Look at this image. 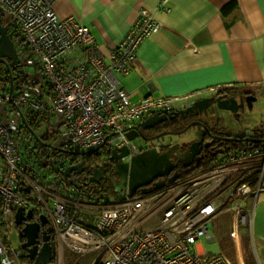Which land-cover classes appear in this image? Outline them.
<instances>
[{
	"label": "built area",
	"instance_id": "2783aa9c",
	"mask_svg": "<svg viewBox=\"0 0 264 264\" xmlns=\"http://www.w3.org/2000/svg\"><path fill=\"white\" fill-rule=\"evenodd\" d=\"M57 1L0 0L2 25H15L22 42L28 43L19 57L26 80L11 95L10 84L0 88V264H25L21 248L10 237L18 210L45 215L53 224L59 253L91 255L90 264H262L253 247L249 256L242 254L241 241L244 231L251 237L263 190L264 140L225 149L191 175L134 198L112 200L101 209L62 199L64 182L52 179L44 186L37 180L40 171L23 164L20 130L28 110L47 116L42 135L50 131L48 121L56 119L51 123L55 148L126 149L122 161H130L140 150L129 130L154 113L178 112L199 97L227 88L147 96L132 103L117 74L131 72L140 44L161 27L155 13L166 10L169 0H159L154 14L142 10L110 55L102 54L88 25L57 16ZM70 181L75 190L83 185L78 177ZM67 205L73 209L68 211ZM224 211L234 216L233 259L226 252L211 255L198 250L201 239L214 240L208 223Z\"/></svg>",
	"mask_w": 264,
	"mask_h": 264
},
{
	"label": "crops",
	"instance_id": "0c3cea01",
	"mask_svg": "<svg viewBox=\"0 0 264 264\" xmlns=\"http://www.w3.org/2000/svg\"><path fill=\"white\" fill-rule=\"evenodd\" d=\"M158 1L58 0L54 10L60 19L88 25L102 54L110 55L140 12L154 14ZM166 7L155 13L161 27L140 44L131 72L117 74L132 103L217 85L264 92V0H169ZM251 237L264 264V183Z\"/></svg>",
	"mask_w": 264,
	"mask_h": 264
},
{
	"label": "flooded vegetation",
	"instance_id": "af4514ba",
	"mask_svg": "<svg viewBox=\"0 0 264 264\" xmlns=\"http://www.w3.org/2000/svg\"><path fill=\"white\" fill-rule=\"evenodd\" d=\"M4 27L8 28V33L15 31L11 40L17 54V63L14 67H11L9 66L11 60L9 59H4L5 64L0 62V79L4 81V76L6 74L9 76V73H11L12 84L17 82L18 87L19 84L26 80L27 72L19 57L22 55V51H26L28 46L25 47L19 29L15 25ZM8 67L11 69L10 72ZM1 74L4 76L2 77ZM6 84H10V78ZM261 93L260 90L255 88L229 87L216 95L203 97L202 99H208L206 107L191 108V105H189L178 112L165 116V120L161 124L146 130L139 129L136 132L139 135L138 138L142 141V145L138 146L139 154L149 151L148 155L161 156L172 148V155L170 156L172 170L167 176H157L150 184L136 189L135 194H140L142 191H150L157 184L170 181L175 175L179 178L188 170L207 163L216 156L213 154L215 151L225 150L240 144L257 142L260 137L258 129L248 125V121L252 122L258 117L256 102H258ZM230 99L236 101L235 104H231L233 111L218 108V101ZM39 130L41 132V129ZM40 132L35 133L39 136ZM186 134L190 136L187 141L182 138V135ZM197 135H199V138H197ZM240 136L244 138L239 139L238 137ZM43 137L40 135V141L35 138L30 140L28 150L25 149L23 152V164L28 162L34 170H38L40 173L44 171L46 175L57 181L64 182L70 181L74 177H85L84 190L87 192V196L93 198V201L100 205L114 200L118 195H123L129 190L131 167L121 170L124 167V163L129 161L115 162L111 159V154H107L109 151L106 148H101L83 156L77 155L74 153L78 152L70 149L55 148L51 143L52 138ZM248 138L251 140H248ZM199 139H201V143L196 146L194 157L188 158L187 154L190 152V146L198 142ZM62 151H67L71 154ZM60 163H64V168L81 165L83 170L81 173L72 172L69 178L64 179L62 176L64 168L60 167ZM37 222H39V216L35 214H33L31 220L22 221L19 226L15 224L14 220L13 229L17 246L22 250V260L25 264H34L41 248L45 243H48L51 247L50 254L48 256L44 255L43 259L45 262L42 264H53L56 236L51 221L49 220L44 225L40 224L36 233L31 228L28 236L24 235L23 229L26 225ZM46 237L47 240L45 241ZM33 241H35L34 244L25 245L27 242ZM34 246H37V251L33 256L31 249Z\"/></svg>",
	"mask_w": 264,
	"mask_h": 264
},
{
	"label": "water",
	"instance_id": "95a60500",
	"mask_svg": "<svg viewBox=\"0 0 264 264\" xmlns=\"http://www.w3.org/2000/svg\"><path fill=\"white\" fill-rule=\"evenodd\" d=\"M15 31H12L11 33H8V28L4 27L2 25V13L0 12V62L5 64L4 59H9L11 60V62L9 63V66L14 67L17 63L16 58H17V54L16 51L14 49V45H13V41L11 40L12 35L14 34ZM28 46V43H25V47ZM9 72L11 71L10 67H8ZM9 78H10V89H9V94L11 95L13 90H18L19 88H13V84H12V77H11V73H9ZM208 99L204 98L201 100H198L196 102H194L191 105V108H195V107H206ZM235 104L236 101L234 99H230V100H226V101H218V108L219 109H223V110H230L233 111V107H231V104ZM171 114H166V113H154L150 116H148L147 118L144 119V121H142V123L139 125V127H134V129L129 130L128 131V135L130 140H135L136 138H138L139 135L136 134V132H138L139 129H150L155 125L161 124L164 120H165V116H169ZM23 126L27 127L28 130L32 133V135L34 136L35 139L40 141V137L32 130L29 128L27 122L25 119H23ZM250 138H252L251 136H249ZM197 138H199V135H197ZM239 139H242L244 137H238ZM248 138V140L250 139ZM251 140V139H250ZM201 143V139H199L198 142L193 143L190 146V152L187 154L188 158H192L194 157L196 151L195 148L196 146H198ZM172 148H170L165 154L161 155V156H151L148 155L149 151L147 152H143L141 154H138L136 156H134L128 163H124V167L121 168L122 169H127L129 167H131L130 169V177H129V190L127 191L128 196L129 197H133L135 195V190L146 186L148 184H150L152 182V180H154L155 177L160 176H167L171 170H172V164L170 162V156L172 155ZM64 153H69L67 151H62ZM92 151H83V152H78V153H74L77 155H85L88 154ZM121 154H118L120 153ZM120 152L117 151H111V159H113L115 162H119L122 161V158L125 157L127 155V150L124 149ZM223 152V150H218L215 151L213 154L217 155L219 153ZM60 167L64 168V163H60ZM82 167L81 165H76V166H70V167H66L63 169L62 171V176L64 179H67L71 176L72 172H77V173H81L82 172ZM178 178V176H174L170 179L169 182H173L174 180H176ZM58 183H61V181H58ZM124 186V184H123ZM165 186V182L160 183L158 185L155 186L154 189L152 190H156V189H160L162 187ZM27 191V189H26ZM148 191H142L141 193H146ZM118 198L120 200H123L125 198L124 195H118ZM23 211L22 210H18L15 212L14 214V219H15V224H17V226H19L20 224H22V221H26V220H31L32 216H33V211H29L25 216L23 215ZM49 220L45 215H40L39 216V222L37 223H32V224H28L26 225V227L23 229L24 235L28 236L29 231L32 229L36 231L39 228V225L42 224H46L48 223ZM47 240V237L45 238V241ZM35 241L33 242H27V244H25L26 246H30L32 244H34ZM50 250L51 247L49 246L48 243H45L44 246L41 248L40 252H39V256L37 257L36 261L34 264H42L45 262L44 255L48 256L50 254ZM37 251V246L32 247L31 249V253L33 254V256L36 254Z\"/></svg>",
	"mask_w": 264,
	"mask_h": 264
},
{
	"label": "rangeland",
	"instance_id": "374dc122",
	"mask_svg": "<svg viewBox=\"0 0 264 264\" xmlns=\"http://www.w3.org/2000/svg\"><path fill=\"white\" fill-rule=\"evenodd\" d=\"M5 82L0 81V88L5 86ZM3 89H0L2 92ZM256 112L258 117H256L252 122L248 121V125L252 126L254 129H258V134L261 135V138L264 139V92L261 93L258 102H256ZM56 119L52 117L51 122L48 121V127L51 132H53L52 128L55 124ZM51 123L53 125H51ZM141 124V123H140ZM234 127V126H233ZM238 127V126H236ZM226 130V129H225ZM222 130V131H225ZM227 131V130H226ZM189 135H182L184 140H189ZM137 146L142 145V141L140 138L133 140ZM51 143H53V137L51 139ZM75 152H82L78 148H74ZM28 163V162H27ZM49 175L39 174L37 180L41 182L44 186L47 181L52 180ZM61 195L67 199L76 198L75 193H71L69 189L61 188ZM233 213L230 211H224L223 213L217 215L209 221L208 226L214 238L213 241H207L206 239H201L198 243V250L202 253H209L211 255L220 254L222 252H226L228 256L233 259L236 256V243H234V238L231 234L232 232V220ZM10 237L14 245L17 246V240L15 236L14 229L10 233ZM253 242V241H252ZM254 243V242H253ZM56 246V245H55ZM255 243L251 244V237L249 236L247 231H244L243 239L241 241V251L244 256H249L252 253V247L254 248ZM255 249V248H254ZM92 256L91 255H76L71 253L68 250H64L60 257L58 256V248H57V260L56 264H90Z\"/></svg>",
	"mask_w": 264,
	"mask_h": 264
},
{
	"label": "trees",
	"instance_id": "16d2710c",
	"mask_svg": "<svg viewBox=\"0 0 264 264\" xmlns=\"http://www.w3.org/2000/svg\"><path fill=\"white\" fill-rule=\"evenodd\" d=\"M1 76L3 77L4 75L1 74ZM4 77H5L4 78V81L2 80V82L8 83L9 82V76L6 74V76H4ZM26 116H27L26 117V122H27L29 128L32 129L33 131L37 132V133L40 132L39 129L43 128L45 126V124L47 123V120H48L47 116H45L44 114H42L40 112H34V111H31V110H28ZM29 134H30V131L28 130V128L25 127V126H23L21 128V130H20V136H22L21 137L22 138L21 139V141H22V147H21V153H22V155H23L24 150L28 148V144H29L30 140L32 139V138L29 137ZM42 136H44L43 138L51 139L54 136V131L53 132L47 131V134L42 135ZM107 154H111V153L108 152ZM211 160L208 161L205 164H200L197 167L192 168L191 170H188V172L184 173L180 177L187 176V175H191V174H193V173H195V172H197V171H199V170L207 167L208 164L211 162ZM26 164L27 165H31L30 163H26ZM42 172L44 173V171H42ZM43 173H41V174H43ZM53 180H55V179H53ZM56 260H57V249H56V246H55L54 260H53L54 263L53 264H56Z\"/></svg>",
	"mask_w": 264,
	"mask_h": 264
},
{
	"label": "bare ground",
	"instance_id": "6f19581e",
	"mask_svg": "<svg viewBox=\"0 0 264 264\" xmlns=\"http://www.w3.org/2000/svg\"><path fill=\"white\" fill-rule=\"evenodd\" d=\"M0 81H2V80H0ZM5 87V86H4ZM22 127H23V125H22ZM21 127V128H22ZM30 135H31V138L33 139L34 138V136L32 135V133L30 132ZM40 135L42 136V134L40 133ZM40 135H39V137H40ZM83 152V151H82ZM93 152V151H92ZM111 153V152H110ZM78 178H80V179H83V185L81 186V187H78V188H76V190L74 189V187H73V183L71 182V181H64V189H69L70 191H71V193H75V195H76V198H74L73 200H75L76 202H78V203H80V204H92V205H95L97 208H99V209H101L102 207H104V206H108V205H110V202L111 201H109V202H106L105 204H103V205H100V204H98L97 202H94L93 201V198H90V197H88L87 196V192L84 190V186H85V183H84V180L86 181V178L85 177H78ZM178 180V178L176 179V180H174L173 182H175V181H177ZM63 182V181H62ZM173 182H169V181H166L165 182V185L167 186V185H169V184H171V183H173ZM160 184V183H159ZM158 185V184H157ZM155 187H153L152 189H154ZM157 190V189H156ZM159 190V189H158ZM150 191H153V190H150ZM150 191H148V192H150ZM147 193V192H146ZM143 195L144 193H140V194H138V195ZM124 196H125V198L126 197H129L128 196V193L127 192H125L124 194H123ZM137 195V196H138ZM59 196L60 197H62V199H65V197H63L62 195H61V191H60V193H59ZM134 197H136V194L133 196V197H129V198H134ZM116 200H120L118 197H116L115 198ZM114 199V200H115ZM102 206V207H101ZM73 208L71 207V206H69V205H67V210L68 211H70V210H72ZM53 225V224H52ZM56 249L58 248V256L60 257V253H59V244H58V241H57V239H56ZM64 251V250H63ZM62 251V252H63Z\"/></svg>",
	"mask_w": 264,
	"mask_h": 264
}]
</instances>
